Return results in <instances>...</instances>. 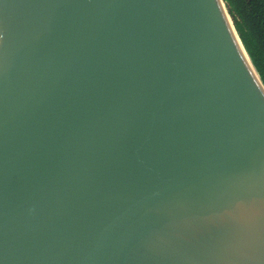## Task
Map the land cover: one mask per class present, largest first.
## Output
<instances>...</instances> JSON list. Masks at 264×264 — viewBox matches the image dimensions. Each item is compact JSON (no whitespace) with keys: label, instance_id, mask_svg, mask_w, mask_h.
<instances>
[{"label":"water","instance_id":"1","mask_svg":"<svg viewBox=\"0 0 264 264\" xmlns=\"http://www.w3.org/2000/svg\"><path fill=\"white\" fill-rule=\"evenodd\" d=\"M0 264H264V81L225 0H0Z\"/></svg>","mask_w":264,"mask_h":264},{"label":"trees","instance_id":"2","mask_svg":"<svg viewBox=\"0 0 264 264\" xmlns=\"http://www.w3.org/2000/svg\"><path fill=\"white\" fill-rule=\"evenodd\" d=\"M235 26L264 81V0H225Z\"/></svg>","mask_w":264,"mask_h":264}]
</instances>
